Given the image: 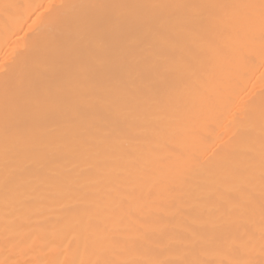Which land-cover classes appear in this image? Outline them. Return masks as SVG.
Returning a JSON list of instances; mask_svg holds the SVG:
<instances>
[{
	"label": "bare ground",
	"instance_id": "obj_1",
	"mask_svg": "<svg viewBox=\"0 0 264 264\" xmlns=\"http://www.w3.org/2000/svg\"><path fill=\"white\" fill-rule=\"evenodd\" d=\"M0 264H264V0H0Z\"/></svg>",
	"mask_w": 264,
	"mask_h": 264
}]
</instances>
